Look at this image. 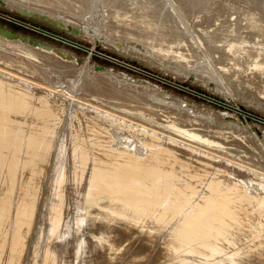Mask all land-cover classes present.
Instances as JSON below:
<instances>
[{
    "label": "bare ground",
    "instance_id": "bare-ground-1",
    "mask_svg": "<svg viewBox=\"0 0 264 264\" xmlns=\"http://www.w3.org/2000/svg\"><path fill=\"white\" fill-rule=\"evenodd\" d=\"M46 1L54 2V4L56 2L57 5H61V8L64 7L71 11L78 7L80 9L81 6L79 5L85 7L83 5L86 3L85 0H42V2ZM50 2L47 3L51 4ZM100 3L103 8L105 7L109 12V16L115 18V21L116 18H119L124 24L126 22V25H128L127 29L132 26L130 25L132 20H134L133 22H136V24L138 23L137 21L140 20V24H142L140 28L143 30L152 31L151 28L156 27L161 34L171 37L172 41L175 40L176 42L179 38L182 40L184 37L188 36L184 31V27L187 28L185 22V20H187L186 18L193 19L195 24L193 22L191 24H194L193 27L195 32L202 36L201 39L209 41L211 47L215 49L223 43L226 44L225 50L221 52H224V57L222 55L221 60L225 59L227 61L224 60V62L231 63V66L227 63L224 66L225 68H223L227 74H229L231 70L233 71L235 66L230 70L228 65L230 67H232L233 64L235 65L236 58L234 59V57L236 56L234 55L235 52L237 53L240 50L245 54V61H247V59L252 60L256 68L253 67L254 70L264 75V0H229V2L228 0H100ZM69 10L68 12H70ZM64 11L67 12L66 10ZM79 12L78 10L77 13ZM121 14L133 15V18L131 16L130 21V17H122ZM226 15L229 18L235 15V18L232 20L225 19ZM222 17H224V19L220 20ZM190 19H188V21ZM104 20L107 21V19ZM195 20H197V22L199 20L200 22L203 21L207 26L205 24L200 26L199 24L197 27L198 23L196 24ZM203 22L201 24H203ZM188 23H190V21ZM210 23L213 25L211 24L210 26ZM113 24H115V22ZM113 24L108 23L107 25V27H109V37H111L113 41H120V44L122 41L125 43L128 41L132 42L127 38H140V35H142L140 33L145 34V32H140V30L137 29V27L139 28V24H137L136 28H133L138 30H135V33L131 29L133 26L129 29L130 31L132 30V32H130L131 36L122 35L124 33L117 34L116 31L118 30L115 29L116 27H114L115 25L113 26ZM124 24H121L122 27L125 26ZM136 24L134 26H136ZM123 28L126 29V27ZM196 28H198V30H196ZM120 30L118 32H120ZM121 32L125 31L123 30ZM189 34V37H192L191 33ZM145 35L150 34L148 33ZM122 36L128 41H125L126 39L123 40L124 38ZM197 38H199V36H197ZM143 39H145V37ZM151 39L153 41V38ZM151 39H149L148 42L144 41L143 46L148 49L149 52L147 53H150L152 58L153 56L161 57L159 59H162V61L164 60L168 64H174L184 70L185 68L188 69V66L192 64V62H190L189 65L187 61V59H189L188 57L191 56L187 57V55H184L185 52H188L187 50H185V52L183 51V53L181 52L182 50L177 51V49L176 51H172L174 47L170 49V51L169 47L168 50H166L167 48L164 50L163 47H161L164 45L149 43ZM157 40H163L165 42L164 39ZM181 40H179V45H181ZM193 40L195 39L193 38ZM207 41L205 43L206 45L208 44ZM124 42H122V46L126 45ZM174 43L172 42V44ZM135 44L140 46L142 43L140 41L138 44L135 40ZM158 44H160V42ZM209 44L208 47L210 46ZM187 45L188 44H186V46ZM118 47H120V45H118ZM140 47H142V45ZM144 47L142 49L143 51ZM221 47L222 46H219V48ZM209 50H212V48ZM93 51H95L93 48L89 49L90 54ZM217 51L219 50H216V52ZM135 52L136 50L134 53ZM172 52L177 54L176 57H174L175 55L173 57L170 56ZM147 55L149 56V54ZM192 57L194 58H190V60L195 59V56ZM1 58L0 60H3V58ZM171 59L174 61L169 62ZM5 60L7 59L4 57V61ZM196 60L197 58L195 61ZM195 61L193 60V63ZM236 64L239 63L236 62ZM65 71L67 72V70ZM65 71L63 68L64 74L61 73L63 74L62 76L65 75ZM3 72H0V74ZM6 72L8 74V71ZM9 74L13 75V73ZM14 75L12 78H14ZM55 75L56 73L54 77L58 80ZM16 76L14 78L16 83L17 81L24 80L20 79L21 77H18L19 75L17 78L20 80L16 79ZM4 77L5 76H0V109L2 110L0 116V264H264V180L257 183L250 182L251 179L247 181L250 177L247 178L245 177L246 175H244V177L240 176L239 178L238 174L231 169L232 171L230 170V172L232 173H230V178H233V183H228L229 180L227 177L219 174L213 175L211 178L221 176V180L205 182L204 186L200 189V191H205V195H202L201 206L196 205L195 201L186 200L188 196L192 197V195H184L177 192L178 195H180L179 199H182L177 202V205L178 207L186 205L185 208H175L178 212L162 210L161 206L164 204L162 197L158 199L159 194L155 195V193L159 192V189L166 191L168 188H171V184L175 182L172 176L173 174L166 171L167 169L165 167L159 169H139L138 167L130 165V162L120 165L114 163H99V161L91 155L92 151L90 152L89 149L85 148L83 139H81L82 132H84L83 119L84 117L87 118L90 116L87 113L86 107H92L87 105L84 106L88 101L85 98L76 96L73 90H69L70 88L66 84L67 82H64L66 85L62 83V85L59 86L60 88L65 86V91L67 89L66 86L69 88L67 92L63 90L61 93L65 92L63 95L65 96L66 94L67 97H69L68 99L75 100L71 101L75 103H71L70 108L67 107L68 110L66 109V115L59 123L57 121L55 124L57 125V129H54L51 128L50 125L54 124L57 119L51 117L46 108L42 107L38 109L28 105V103L25 105L21 103L19 99L11 98L9 94L3 90L5 86ZM9 77L11 78L10 75ZM228 80L229 79L226 78V82H229ZM32 81L26 82L29 83ZM62 81L65 80H61V82ZM86 85H88V83ZM89 85L93 86V84ZM98 85L99 84H97V86ZM259 85L264 87L262 83ZM84 86L83 88L86 89ZM37 87L39 86H36V90H38ZM88 87L91 88V86ZM48 88L50 89L51 87ZM99 88L95 85V88L90 90L92 93L91 95L93 96V94H96V97L97 95L100 96L102 89L100 91L98 90ZM107 88L106 90L109 91L110 89L108 88V90ZM43 90L44 88L42 91ZM51 90L52 98H63L62 94L58 95L56 91L53 95L54 89L51 88ZM46 91L47 89H45V93ZM85 91L87 94L89 90ZM99 91L100 93H98ZM90 92H88L89 95ZM104 93L108 96V92L104 91ZM113 94L115 95L116 93L113 91ZM92 96L90 97L92 98ZM116 96L118 97V95ZM101 98L102 103H104V100L109 101L111 97L109 96V99ZM118 98H116L118 101L121 99V101L126 100V102H129L131 99L130 97V99ZM62 100L65 99L63 98ZM133 100L131 106H133L135 102L134 98ZM66 101L68 100L66 99ZM129 103H131V101ZM124 105L123 103V106ZM52 106L54 108L57 107L56 110L51 109L52 111H57V109L60 108L59 102L53 101ZM116 106L113 109H116ZM134 107L135 106H133V109L130 107L129 110L132 109L133 111ZM94 108L96 109L98 107ZM16 111L29 112L31 115L33 113L34 117L41 119L42 126L38 128L41 130L37 132L34 131L32 134L28 131L19 129L15 130V132L5 130L3 124L8 123L5 113L16 116ZM93 114H95V112ZM103 114L102 116H104ZM108 114L109 113H107V116ZM112 114L114 113L110 115ZM110 117L112 118L113 115L109 116V119ZM114 117L119 118V116L115 115ZM15 120L18 121L17 119ZM122 120L123 118L120 121ZM122 122H124V120ZM131 124L133 123L131 122ZM134 124L133 126H136ZM136 124L140 126L138 123ZM97 125H100V123ZM17 126H21V124L17 123ZM138 126H136L137 129L139 128ZM145 128L146 127L143 129ZM147 130L150 131V129ZM74 132H77V135H75ZM154 132L155 130L152 132V135L155 134ZM157 133L158 131L156 134ZM161 134L163 133L159 135ZM165 135H163V137H165ZM168 136L169 135H166V137ZM123 138L125 139L124 136ZM175 138H173V141H177ZM115 140L116 141L113 143L118 142L120 145L124 143L123 139L120 137ZM185 140L186 139H184V141ZM191 141L194 140L191 138ZM128 142L125 141V143ZM178 142L185 143L186 145V142H181L180 140H178ZM131 143L133 145L132 141ZM194 145L191 147L192 149ZM125 146L128 147L127 145ZM140 148L141 147H139V149L137 147L133 148V155L134 153H136L135 155H140V150L142 149ZM197 149L200 150V147L194 148L195 152ZM201 151L203 152L202 148ZM127 152L128 151H126V153ZM129 152H131L130 148ZM146 152L144 153L146 154ZM204 152L206 153L207 151ZM204 152L203 154H205ZM142 153L143 152H141V155ZM212 156L216 155L212 153ZM219 157L220 156L217 158ZM219 160L221 159L219 158ZM225 162L229 163L227 160H223V164ZM218 163L210 162L209 166L218 169L216 167L219 165ZM100 165L102 166L100 167ZM237 166L240 165L238 164ZM245 169L247 170L248 168ZM250 172L251 170H249L248 174ZM255 172L253 171V174H255ZM138 173L146 175L139 176ZM261 174L263 173L259 175ZM262 176L264 177V174ZM242 177L245 179L244 182H242V180H244L241 179ZM143 179L150 181L157 179L160 183L156 184L157 186H152L151 192L144 194L143 191H140V188H142L140 181ZM234 180H236L235 183ZM239 184L241 185L240 188L236 187V185L238 186ZM171 189H176V187H172ZM191 191H193V195L196 199L201 193L199 192L198 196H195L197 190L190 189V192ZM188 208L191 210L195 209L196 212H191V214H189L187 211ZM227 223L228 225H226ZM226 230H230V232L233 230L235 233L233 232L234 234L231 235L228 233L227 235H229V237L223 236ZM219 238L222 239V241L218 243L217 240H219Z\"/></svg>",
    "mask_w": 264,
    "mask_h": 264
},
{
    "label": "rangeland",
    "instance_id": "rangeland-1",
    "mask_svg": "<svg viewBox=\"0 0 264 264\" xmlns=\"http://www.w3.org/2000/svg\"><path fill=\"white\" fill-rule=\"evenodd\" d=\"M85 1L84 3L86 5H83L85 7L79 5L82 8L80 7L79 9L78 7L72 9V12L71 10L65 9L64 7L61 8V5H57L56 2L55 5L54 2H42V0H0V58L1 56L3 58V60H0V72L6 70L8 71V74H15L14 78L16 75H19L18 77H21L20 79H24L23 81L25 82L33 80L32 82L25 83L16 76V79L20 80L16 83V80L12 78L13 75L9 74L11 76L10 78L7 72L4 71L5 74L3 72L1 73L3 75L0 74V76H8L6 78L4 77L5 86L3 90L6 91L11 98H17L25 105L28 103V105L34 106L38 109H41L42 107L46 108L48 110V114L51 117L57 119L54 124L50 125V127L54 129H57V125L55 124L57 121L59 123V121L64 118L66 111L71 107V103H75L71 102L75 100H69V97H67L66 94L65 96L63 94L70 88L69 90H73L76 96L85 98L88 103L84 106L87 105L91 106L92 108L86 107L87 113L90 116L87 118L84 117L83 119L84 132H82L81 139H83L85 148L89 149L90 152L92 151L91 155L97 159L99 163H114L120 165L130 162V165L138 167L139 169H159L161 167H165L167 169L166 171L173 174L172 176L174 177L175 182L171 184V188L176 187V189L172 190L171 188H168L166 191L159 189V192L155 193V195L159 194L158 199H161L162 197V201L164 203L161 206L162 210L178 212V210H175V208H185L186 205L183 207H178L177 202L181 201L182 199H179L180 195H178L177 192H180L184 195H192V197L188 196L186 200L195 201L196 205L201 206V199L205 195V191H200V189L204 186L205 182L207 183L211 180H221V176L211 178V176L219 174L226 176L229 180L228 183H233V178H230V173H232L230 172L231 169L236 172V174H238L239 178L240 176L244 177V175H246L245 177H250L247 179V181L251 179L250 182H262V180H264L262 179L264 178L262 176L264 174V87L259 84L262 83L264 85V75L259 71L257 72V70H254L255 65L253 64V61L249 59L245 61V54L239 50L237 53L235 52L234 55L236 56L234 57V59L236 58L235 65L233 64V66L230 67L231 63L224 62L225 59L221 60L222 55L224 54V52H221L225 50L226 44L223 43L219 45L222 46L221 48H219V46L215 49L211 47L209 41L206 39H201L202 36L195 32L193 27L195 24L194 20L190 18H186L187 20H185V22L187 24V28L184 27V31L188 35L185 36L188 38L184 37L186 38H183L184 41L183 39L181 40L179 38L177 41L178 43L175 40L174 43L171 37L161 34V32L158 31L156 27H152V31L143 30L140 28L142 25L140 24V20L137 21V24H139L138 28L136 22H133L134 20H132L133 23L130 22L131 16L133 18V15L129 16V14H121L122 17H130L129 22L130 25L133 26H130V28L132 27L131 29L133 32L135 30L138 31L137 29H139L140 32L150 34L145 35L138 32L142 34H138L140 35V38L138 35V38L135 39L127 38L132 42H129L122 36L124 38L123 40L126 39L125 41H128L126 43L122 41L126 44L124 45L123 43L124 46H122V42L120 44V41H113V39L109 37V27H107V25L108 23L113 24L115 22V24H113V26L115 25L114 27H116L115 29L118 31L121 29L120 32L115 30L117 34L124 33L122 35H130L132 30L130 31L129 27L127 29L128 25H126V22L124 24L121 19L116 18L115 21V18L110 17L109 12L105 9V7L103 8L100 0ZM47 2H50L51 4H48ZM63 9L67 12H65ZM68 10L70 12H68ZM78 10L81 13H77ZM233 18H235V15L231 18L227 17V15L225 16V19L232 20ZM104 19H107V21ZM188 19H190V23H188ZM222 19H224V17H222L220 20ZM195 21L196 24L198 23L197 27L199 24L200 26L205 24L203 21L200 22V20L198 22L197 20ZM192 22L194 23L193 25L191 24ZM202 22L203 24H201ZM134 23L136 26H134ZM121 24H124L125 26L123 27H126V29L123 28ZM211 24L212 23H210V26ZM205 25L207 26V24ZM136 27L137 29H133ZM123 30L125 32H121ZM196 30H198V28H196ZM188 32L191 33L192 37H189L190 34ZM197 36H199V38H197ZM144 37L145 39H143ZM146 38H153L154 42L151 39V42L149 41V43L154 45H164L161 46L164 50L166 48V50H168V47L169 51L173 47L174 48L172 51H176L177 49V51L182 50L181 52L183 53V51L185 52V50H187L188 52H185L184 55H187V57L191 56L188 57L189 59H187V61L189 62V65L190 62H192L193 67L191 64L188 66V69L185 68L184 70L181 67L175 66L174 64H168L166 61H162V59H159L161 57L153 56L152 58L151 54L147 53L149 52L148 49L143 46V42H148L149 40ZM193 38L195 40H193ZM157 39H164L165 42L163 40L162 42ZM135 40L138 44L141 41L142 44H140V46L142 45V47L135 44ZM179 40L183 42L182 43L180 41L181 45H179ZM204 40L207 41V43L210 45V48L208 47V44H205L206 41ZM171 41L174 44H172ZM159 42L160 44H158ZM186 44L190 46H186ZM118 45H120V47H118ZM125 46L129 51L126 50ZM143 47L144 51L146 49L145 52L142 50ZM92 48L95 51L90 54L89 49ZM211 48L212 50H209ZM135 50L137 54L136 52L134 53ZM216 50L219 51L216 52ZM172 53L170 56L173 57L175 55L174 57H176L177 54L174 52ZM147 54H149L150 57ZM143 55H147L149 58ZM192 56H195V59L197 58L196 61L193 59L195 61L194 63L192 59V61L190 60V58H194ZM4 57L7 60L4 61ZM171 60L169 62L174 61L173 59ZM236 62L239 64H236ZM227 63L230 65H228L230 70L237 65L236 69L234 67L233 71L231 70L230 73L228 72L229 74L223 70V68H225V64ZM194 64L197 67H195ZM251 67L254 68L252 69ZM63 68L64 71L67 70V72L65 71L67 75L65 73V75L62 76L64 74ZM54 72L56 73L55 76L58 80H56L54 77ZM226 78L229 79V82H226ZM60 79L65 81L61 82ZM21 82H23L24 85ZM64 82H67L66 84L69 87L68 88L66 86V91L64 90L65 86H62V89L59 87L62 85V83L64 84ZM87 83L88 85H86ZM35 84L36 86L41 87H37L38 90H36ZM89 84H93V86ZM97 84H102V87L99 85L97 86ZM95 85L98 88L100 87L98 90L101 91L102 89L103 91L104 89L105 92H108V96H106L104 91H101V93L99 91L98 93L101 94H99L101 97L109 99L110 96V100L116 99L118 97H121L122 99L131 98L129 100L131 103L128 101L126 102V100H124L125 102L121 101V99L118 98L119 101L117 99V101L104 100V103L106 101L104 105V103H102L103 99L100 96L97 95L96 97V94H93V96L91 95L92 93L90 90H93L92 88H95ZM83 86L86 89H84ZM88 86H91V88ZM42 87L44 88L43 91ZM48 87L54 89V93H52L53 95L56 91V94H62L65 100H62V97L52 98V90ZM104 87H108L110 90L107 88L109 90L107 91ZM45 89H47L46 93ZM63 90L65 92L61 93ZM85 90H89L88 92H90V95L88 92L86 94ZM113 91L116 93L115 95L113 94ZM109 94H111L113 98ZM116 95H118V97ZM90 96H92V98ZM133 98L136 102L133 104V106H135L133 110L134 112L132 111L133 106H131L133 103ZM66 99L68 101H66ZM52 100L59 102L60 108H58L57 111H52L56 110L57 108L52 106ZM123 103L125 104L124 106ZM115 106L116 109H113ZM129 106L132 109L129 110ZM94 107H102L103 109L99 108L98 111V108H96V111ZM141 107H143L145 111ZM94 112L95 114H93ZM107 113H109L108 116ZM111 113L114 114H112L113 117H110V120L109 116H112L110 115ZM1 114L2 110L0 109V116ZM102 114L104 116H102ZM114 115L119 116V118L114 117ZM5 117L8 119V123H4L3 126L5 130L10 132H15V130L19 129L22 131H28L30 134H32L34 131L37 132L38 130H41L38 129L42 126V122L40 121L41 119L34 117L33 113L31 115L29 112L16 111V116L5 113ZM122 118L124 122H122L123 120L120 121ZM127 121H131L133 124L135 123L134 125L136 126H138L136 124L138 123L140 126H138L139 128L137 129L136 126H133L131 122ZM15 122L21 124V126H17V123ZM98 123H100V125H97ZM144 127L146 128L143 129ZM147 129H150V131ZM151 130H155V134L153 133L155 136L152 135L153 131ZM157 131L158 133L156 134ZM74 133L77 135V132ZM160 133H163L161 134L162 136L159 135ZM165 134L169 136L166 137ZM185 134L189 135L186 136ZM163 135H165L166 139L163 137ZM118 137L123 139V145H120L118 142L113 143ZM173 138H175L177 141H173ZM191 138L194 141H191ZM184 139L186 140L184 141ZM124 140L127 142L129 141L128 143H131L132 141L133 145L132 143H125ZM178 140L181 142H186V145H189L190 148L195 144L200 147V150L197 149L199 151L196 150V153L194 148L199 147L194 145V148L190 149L189 146L187 147L185 143H180ZM125 145L130 148L131 152H129V148ZM138 146L143 149L142 151L140 148V155L141 152H143L141 156L135 155L136 153L133 155V148L137 147L139 149ZM201 148L203 152H207H204L205 154H203ZM126 151L128 152L126 153ZM144 152H146V154ZM212 153H214L217 157L220 156L219 158L221 160H219V158L216 156H212ZM218 160L222 162L220 163ZM223 160H227L229 163L225 162L223 164ZM210 162H219V165L217 164L218 166H216L218 169L210 167ZM231 164L234 165L230 166ZM238 164L240 166H237ZM101 166L102 165H100V167ZM244 167L248 169L246 170ZM249 170H251V172L248 174ZM252 170L254 172L256 171L255 174H253ZM257 172L263 174L259 175L260 173L258 174ZM138 175L145 176L146 174L142 175L141 173H138ZM243 177L241 179H244ZM235 181L236 180H234V183ZM244 181L245 179L242 180V182ZM158 183L160 182L157 179L151 181L143 179L140 181V184L142 185L140 191H143L144 194H147V192L152 191V186H157L156 184ZM240 186V184L238 186L236 185V187L239 188ZM190 189L197 190L195 196H198L199 192H201L197 199L194 197L193 191L190 192ZM187 211L189 214H191V212H196L195 209L191 210L190 208H188ZM226 225H228V223ZM230 230H226L223 236L229 237V235L235 233V231L232 230L230 232ZM228 233L229 235H227ZM217 241L219 243L222 241V239L219 238Z\"/></svg>",
    "mask_w": 264,
    "mask_h": 264
}]
</instances>
